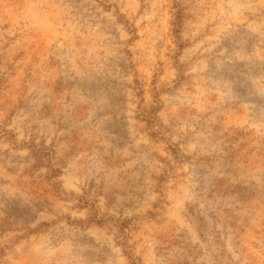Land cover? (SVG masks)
Returning a JSON list of instances; mask_svg holds the SVG:
<instances>
[{
  "label": "rangeland",
  "instance_id": "1",
  "mask_svg": "<svg viewBox=\"0 0 264 264\" xmlns=\"http://www.w3.org/2000/svg\"><path fill=\"white\" fill-rule=\"evenodd\" d=\"M0 264H264V0H0Z\"/></svg>",
  "mask_w": 264,
  "mask_h": 264
}]
</instances>
